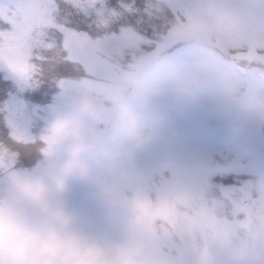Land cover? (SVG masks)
Returning a JSON list of instances; mask_svg holds the SVG:
<instances>
[{
    "label": "rangeland",
    "instance_id": "374dc122",
    "mask_svg": "<svg viewBox=\"0 0 264 264\" xmlns=\"http://www.w3.org/2000/svg\"><path fill=\"white\" fill-rule=\"evenodd\" d=\"M156 4L175 16L156 46L96 89L21 88L0 72V143L16 168L41 170L39 138L73 115L113 207L79 179L65 206L102 236L134 239L132 264H264V0ZM6 116L36 142L12 144ZM251 183L250 195L221 192Z\"/></svg>",
    "mask_w": 264,
    "mask_h": 264
},
{
    "label": "snow or ice",
    "instance_id": "6c2138e0",
    "mask_svg": "<svg viewBox=\"0 0 264 264\" xmlns=\"http://www.w3.org/2000/svg\"><path fill=\"white\" fill-rule=\"evenodd\" d=\"M157 8L156 0H0V72L21 88L47 82L84 94L156 46L175 19L172 9ZM5 123L12 144L36 142L9 116ZM0 149L17 158L9 145ZM253 184L221 192L250 195Z\"/></svg>",
    "mask_w": 264,
    "mask_h": 264
},
{
    "label": "clouds",
    "instance_id": "9594fccd",
    "mask_svg": "<svg viewBox=\"0 0 264 264\" xmlns=\"http://www.w3.org/2000/svg\"><path fill=\"white\" fill-rule=\"evenodd\" d=\"M43 136L41 170L18 169L16 155L0 151V264H132L134 239L102 236L65 206L70 182L79 179L93 184L99 199L113 207L109 186L82 159L73 115L54 118ZM66 140L72 141L67 156L57 160Z\"/></svg>",
    "mask_w": 264,
    "mask_h": 264
}]
</instances>
